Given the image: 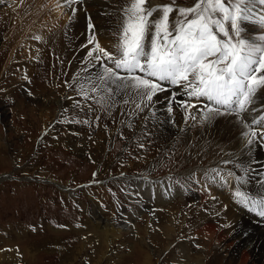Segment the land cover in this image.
Wrapping results in <instances>:
<instances>
[{"label": "rangeland", "instance_id": "rangeland-1", "mask_svg": "<svg viewBox=\"0 0 264 264\" xmlns=\"http://www.w3.org/2000/svg\"><path fill=\"white\" fill-rule=\"evenodd\" d=\"M157 1L169 2L150 3ZM5 25L0 24V264H238L235 245L221 247L232 226L220 227L219 239L211 242L197 235L191 215L200 199L189 185L200 188L201 180L203 194V187H216L203 183L211 157L196 150L201 139L203 148L219 143L211 137L213 125L190 144L188 137L172 141L164 115L152 108L138 114L132 106L101 108L79 92L94 69L66 64L52 50L37 59L26 79L18 70L29 51L18 52L6 67L15 43L5 47ZM111 39L99 41L113 45ZM207 104L191 109L198 120ZM215 149L219 154L220 145ZM223 170L227 176L225 165ZM215 175L212 183L220 180ZM164 183L169 191L164 185L165 193H157ZM253 264H264V258Z\"/></svg>", "mask_w": 264, "mask_h": 264}, {"label": "snow or ice", "instance_id": "snow-or-ice-1", "mask_svg": "<svg viewBox=\"0 0 264 264\" xmlns=\"http://www.w3.org/2000/svg\"><path fill=\"white\" fill-rule=\"evenodd\" d=\"M82 2L64 0L72 10L70 20L77 11L73 5ZM244 25H253L259 34H246ZM88 30L87 64L99 71L89 73L87 83L80 84L84 99L91 96L106 109L132 106L138 114L158 102L154 97L165 91L166 83L178 89L167 97L169 116L175 105L185 113V123L196 120L191 109L203 99L208 104L201 124L234 116L247 145L257 137L264 142V103L257 95L264 89V0H195L191 6L178 0L156 5L150 0H126L112 33L116 38L112 51L101 45L90 18ZM211 171L221 176L217 169ZM230 178L237 185L234 202L264 217V181L255 192H248L241 187L247 183L243 177L231 171L221 176L225 184Z\"/></svg>", "mask_w": 264, "mask_h": 264}, {"label": "bare ground", "instance_id": "bare-ground-1", "mask_svg": "<svg viewBox=\"0 0 264 264\" xmlns=\"http://www.w3.org/2000/svg\"><path fill=\"white\" fill-rule=\"evenodd\" d=\"M160 2L158 3L157 1L154 4H160ZM1 3L6 7L1 8L0 6V24L5 23L10 31L9 36L11 33L10 37L7 36L9 39L6 41L5 47L10 43L11 49V46L15 43L10 58L6 62V67L7 64L9 66L14 62V57L18 52L21 54L24 51L26 54L29 51L28 58L25 59L26 63L23 66L21 65L18 70L27 79V76L30 75V69L39 61L37 59L40 56H45V53L51 50L57 54L58 58H63L64 61L67 59L66 64L79 66V68L87 65L88 48L85 45L89 35V18L95 25L98 40H106L107 42L108 37H110L112 41L113 38L116 39L112 33L117 30L120 8L126 3V0H83L82 3L73 5L77 11L71 20L69 17L72 16V10L64 5V0H0ZM58 3L59 7L57 6ZM246 28L248 29V34H258L253 25H247ZM31 36L35 38L32 39L33 37ZM36 37H39V39H36ZM69 37L72 38V40L70 39L71 41L68 39ZM37 41L42 44L38 45ZM106 42H102V44L104 43L103 47L112 51V45ZM92 69L95 72L99 71L98 67ZM163 86L166 90H169L160 92L154 97V100L158 102L152 106V111L164 115L170 128L169 133L172 141L181 137H188V142L192 144V141L195 140L194 138L205 129L204 127L207 124V126L213 125L212 129L215 131V136L212 133L211 137H215L219 141L216 144H205V148L201 147L199 143L203 139L196 143L197 151L203 150L206 155L211 157L209 165L205 170L203 169L205 171V173L203 172L205 176L203 183L211 186L215 185V193H217V197L208 198L207 194L211 193L213 196L215 194L212 193L215 188L210 189V187H203L204 194L199 192L201 191V180L199 181L200 188L195 187V184L189 185L192 191L198 190L195 193H197V199L198 197L200 199L199 203L195 201L197 204L191 214L192 217L195 215V218H197L194 224V227L199 231L197 235L213 242V238L219 239V228L230 225L233 228L232 235L227 241V246L223 244L221 247L229 249L232 245H235L239 253L235 252L236 256L234 259L238 264L243 263L247 259L252 261L250 264H253V261L259 262V260L264 258V217H259L255 212H250L235 203L232 194L237 187L235 178H230V183L225 184L221 176L226 177V174L222 172L225 165L227 172L231 171L236 176L239 174L240 177L247 181L245 185L241 186L244 191L255 192L259 189L260 182L264 181V142H260L259 137H257L258 142H254L251 146L247 145L245 139L241 136L242 129L234 116H220L211 123L206 124H201L197 118L196 120L189 119L185 123V113L179 108H173V114L169 116L167 112L169 106L167 97L171 92L178 91V89L166 83ZM257 95L260 97V102L264 103V89ZM183 99H187V97H183ZM203 102L204 100L202 99L198 103L200 106H197V108H202ZM59 104L62 106V102ZM68 107L70 106L68 105ZM253 107H259V104ZM255 115H259V113H255ZM188 130H193L194 132L189 133ZM218 145H220V150H217V152H220L219 154L215 151V147ZM226 161L229 163H225ZM233 162L236 165H240V167L233 169L235 165L231 164ZM230 165L231 167H229ZM215 168L221 173V176L215 175L214 180H217V177H220V180L212 183L210 179L214 172L211 170ZM198 174L202 175L201 172H196L195 175ZM193 179L195 178L192 177L191 180L193 181ZM135 184L141 187L143 182L136 181ZM164 185L169 191V185L164 183L160 189H156V192L165 193ZM205 188L208 192L205 191ZM227 190L230 193L227 192L223 195ZM193 198L196 200L194 196L190 197V199ZM237 208L242 209L238 214L236 213ZM122 229L129 230L130 228L122 227ZM131 234L133 235L134 231Z\"/></svg>", "mask_w": 264, "mask_h": 264}]
</instances>
